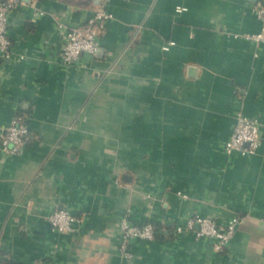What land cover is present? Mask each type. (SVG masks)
<instances>
[{"label": "crops", "instance_id": "0c3cea01", "mask_svg": "<svg viewBox=\"0 0 264 264\" xmlns=\"http://www.w3.org/2000/svg\"><path fill=\"white\" fill-rule=\"evenodd\" d=\"M264 0H108L113 16L87 64L66 66L65 27L103 0H22L0 59V134L29 116L17 153L0 149V264H264ZM63 24V25H61ZM258 116L253 153L226 151L238 113ZM66 207L71 231L48 215ZM154 239L121 249V223ZM201 214L238 217L224 250L192 231Z\"/></svg>", "mask_w": 264, "mask_h": 264}, {"label": "built area", "instance_id": "2783aa9c", "mask_svg": "<svg viewBox=\"0 0 264 264\" xmlns=\"http://www.w3.org/2000/svg\"><path fill=\"white\" fill-rule=\"evenodd\" d=\"M107 1L103 0L95 14L84 24L65 27L62 41L57 47L64 65H85L89 57L98 54L100 50L99 35L104 30L107 19L113 16L106 6ZM21 2L22 0H0V59L10 57L13 52L12 39L8 34L9 16ZM257 10L263 19V29L251 36L264 40V1L258 2ZM30 133L28 113L20 110L13 116L11 123L2 128L0 149L9 153L20 152L24 142L30 137ZM262 138L263 122L260 117L250 116L240 111L233 129L225 141V149L229 152L253 153L258 149ZM48 218L52 226L61 231H71L73 223L82 219L66 207L56 208L48 215ZM239 222L240 220L236 216L227 223H223L210 216L195 214L188 218L185 225L177 224L175 231L189 230L197 238H210L214 248L221 251L226 248L233 237ZM121 228L123 234L121 249L128 255L131 254L132 239H154L157 232L153 222L134 223L129 214L123 217Z\"/></svg>", "mask_w": 264, "mask_h": 264}, {"label": "trees", "instance_id": "16d2710c", "mask_svg": "<svg viewBox=\"0 0 264 264\" xmlns=\"http://www.w3.org/2000/svg\"><path fill=\"white\" fill-rule=\"evenodd\" d=\"M154 225L156 226L157 231L161 229V226L159 224L154 223Z\"/></svg>", "mask_w": 264, "mask_h": 264}, {"label": "water", "instance_id": "95a60500", "mask_svg": "<svg viewBox=\"0 0 264 264\" xmlns=\"http://www.w3.org/2000/svg\"><path fill=\"white\" fill-rule=\"evenodd\" d=\"M100 51V50H99ZM99 51H98V53H99Z\"/></svg>", "mask_w": 264, "mask_h": 264}]
</instances>
